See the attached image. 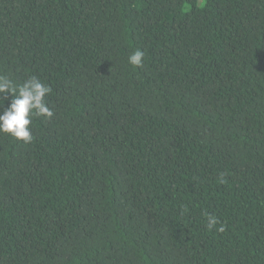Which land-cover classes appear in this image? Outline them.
<instances>
[{
    "label": "trees",
    "instance_id": "1",
    "mask_svg": "<svg viewBox=\"0 0 264 264\" xmlns=\"http://www.w3.org/2000/svg\"><path fill=\"white\" fill-rule=\"evenodd\" d=\"M0 75V264H264V0H0Z\"/></svg>",
    "mask_w": 264,
    "mask_h": 264
},
{
    "label": "clouds",
    "instance_id": "2",
    "mask_svg": "<svg viewBox=\"0 0 264 264\" xmlns=\"http://www.w3.org/2000/svg\"><path fill=\"white\" fill-rule=\"evenodd\" d=\"M143 57L144 52L136 49L128 56V63L133 67H141ZM50 92L51 88L36 77H30L17 86L8 77L0 75V107H3L9 94L12 97L8 106L0 113V133L10 134L17 140L30 143L33 139L29 127L32 117L50 119L54 114L46 103V96ZM206 216L208 227H215L218 223L216 217Z\"/></svg>",
    "mask_w": 264,
    "mask_h": 264
}]
</instances>
